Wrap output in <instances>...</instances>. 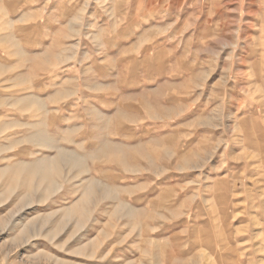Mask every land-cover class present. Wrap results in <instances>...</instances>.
Returning <instances> with one entry per match:
<instances>
[{
    "label": "rangeland",
    "instance_id": "374dc122",
    "mask_svg": "<svg viewBox=\"0 0 264 264\" xmlns=\"http://www.w3.org/2000/svg\"><path fill=\"white\" fill-rule=\"evenodd\" d=\"M0 264H264V0H0Z\"/></svg>",
    "mask_w": 264,
    "mask_h": 264
},
{
    "label": "bare ground",
    "instance_id": "6f19581e",
    "mask_svg": "<svg viewBox=\"0 0 264 264\" xmlns=\"http://www.w3.org/2000/svg\"><path fill=\"white\" fill-rule=\"evenodd\" d=\"M49 169V168H48ZM41 176V175H40ZM46 180V179H45ZM37 183V182H36ZM41 184V183H40ZM49 187V186H48ZM91 188V187H90ZM91 191V190H90ZM75 218V217H74Z\"/></svg>",
    "mask_w": 264,
    "mask_h": 264
}]
</instances>
